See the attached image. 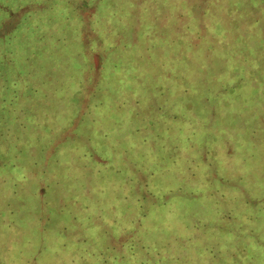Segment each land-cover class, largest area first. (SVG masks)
<instances>
[{
	"label": "rangeland",
	"instance_id": "1",
	"mask_svg": "<svg viewBox=\"0 0 264 264\" xmlns=\"http://www.w3.org/2000/svg\"><path fill=\"white\" fill-rule=\"evenodd\" d=\"M3 20V264H264V0H0Z\"/></svg>",
	"mask_w": 264,
	"mask_h": 264
},
{
	"label": "trees",
	"instance_id": "2",
	"mask_svg": "<svg viewBox=\"0 0 264 264\" xmlns=\"http://www.w3.org/2000/svg\"><path fill=\"white\" fill-rule=\"evenodd\" d=\"M244 52V51H243ZM243 52H242V54H243ZM251 56H254V55H251ZM255 57V56H254ZM249 65H251V64H249ZM252 67V66H251ZM242 77H243V79L245 78V76L244 75H241ZM221 80V79H220ZM241 81H242V79L240 78V80L238 81V83L240 84L241 83ZM193 90V87L189 84L188 86H186V87H184V93L185 94H189V93H191L192 91L191 90ZM186 91V92H185ZM212 100L213 99H211V95L210 94H208V95H205V96H203L202 98H201V101H202V103H203V105L207 108V109H209L208 108V104H211V105H214V103L212 102ZM222 100H224V99H222ZM203 120H204V118H202ZM208 124V122L207 121H205L202 125H207ZM194 131H192V133H193ZM205 148H207L209 151L210 150H212V149H214V148H210V147H208V146H205ZM217 192L218 193H220V199L217 201V203L220 205V206H222V207H224L223 206V204L224 205H226L227 206V208H228V204H229V201H230V198H229V196H227L226 195V193L222 190L221 192H220V190H217ZM235 193V192H234ZM235 195H237V194H235ZM240 195L242 196V198H240V196H239V198L240 199H243L242 201H244L245 200V197H246V195H245V193L244 192H241L240 193ZM226 196L228 197V199L227 200H225L224 198H226ZM235 198V197H234ZM233 198V199H234ZM244 204H245V202H244ZM261 208H264V207H261ZM228 217H233V215H229ZM245 216L243 215V218H244ZM242 218V219H243ZM244 219H248V217L246 216ZM246 226L245 225H241L240 226V228H245ZM239 251H234V254L236 255V253H238ZM3 262V260H1V258H0V264H3L2 263Z\"/></svg>",
	"mask_w": 264,
	"mask_h": 264
},
{
	"label": "flooded vegetation",
	"instance_id": "3",
	"mask_svg": "<svg viewBox=\"0 0 264 264\" xmlns=\"http://www.w3.org/2000/svg\"><path fill=\"white\" fill-rule=\"evenodd\" d=\"M6 21H2L1 24H2V27L5 25Z\"/></svg>",
	"mask_w": 264,
	"mask_h": 264
},
{
	"label": "crops",
	"instance_id": "4",
	"mask_svg": "<svg viewBox=\"0 0 264 264\" xmlns=\"http://www.w3.org/2000/svg\"><path fill=\"white\" fill-rule=\"evenodd\" d=\"M5 26H6V23H5ZM4 27V26H3ZM3 27H2V24H0V30H3Z\"/></svg>",
	"mask_w": 264,
	"mask_h": 264
}]
</instances>
